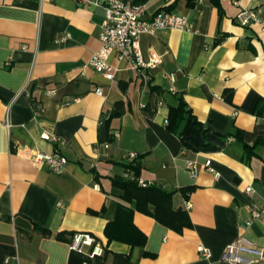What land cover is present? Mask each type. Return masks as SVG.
I'll use <instances>...</instances> for the list:
<instances>
[{
  "label": "crops",
  "instance_id": "1",
  "mask_svg": "<svg viewBox=\"0 0 264 264\" xmlns=\"http://www.w3.org/2000/svg\"><path fill=\"white\" fill-rule=\"evenodd\" d=\"M131 1L145 6L144 19L167 7L191 30L141 34L142 63L156 55L159 64L139 71L112 54L108 81L89 64L101 46V7L0 0V264H220L240 237L238 264H264V118L254 115L264 100V0ZM245 9L257 19L241 26L236 16ZM180 101L184 117L173 130L169 110ZM118 102L126 112L110 120L113 141L104 149L101 118ZM37 153L68 163L53 174L34 162ZM207 160L218 178L203 168ZM186 161L198 165L195 178ZM130 163H139L140 185L173 193L172 208L187 213L189 227L177 233L122 199L110 177ZM118 205L132 210L143 245L107 240ZM253 208L261 216L243 228ZM76 232L95 237L103 256L73 254Z\"/></svg>",
  "mask_w": 264,
  "mask_h": 264
},
{
  "label": "built area",
  "instance_id": "2",
  "mask_svg": "<svg viewBox=\"0 0 264 264\" xmlns=\"http://www.w3.org/2000/svg\"><path fill=\"white\" fill-rule=\"evenodd\" d=\"M78 1L83 4L101 7L104 10V20L99 36L101 46L97 52L93 53L89 64L97 73L101 74L108 81L114 79V69L108 63V59L112 54H116L118 59L126 60L133 69L139 71H143L145 68L154 69L159 64L160 61L156 55L152 56L148 64L142 63L138 44V39L141 34L155 33L159 30H191V25L186 17L175 15L165 9H160L149 19H144L145 6L131 0ZM232 1L234 3L237 2V0ZM256 19V13L248 9L240 11L236 16V20L241 26H247ZM66 37L67 35L62 36L57 39L56 42H64ZM142 77L144 82H149L150 78L146 73H144ZM166 78L172 82L174 81V76L171 74L166 75ZM95 93L101 95L102 89L99 87L96 88ZM107 119H109V113H104L101 118V123ZM5 125L7 128L9 127L8 119H6ZM98 146L108 149L109 143L99 144ZM129 158L131 161H135L138 157L135 153H131L129 154ZM33 160L36 164L46 167L48 171L53 174H60L68 163L67 159L58 153L50 155L37 153ZM203 168L213 174L215 178H218L219 174L211 167L210 160L205 161ZM185 169L192 178L197 176L199 170L198 165L191 161H186ZM124 178L133 180V173L126 170ZM246 192L251 193L252 189L247 187ZM59 205H61V203H59ZM260 216L261 212L253 208L250 211L249 219L245 221L242 227H249L252 222L260 218ZM243 243L244 239L240 237L235 242L227 245L221 255L220 264L240 263L243 260L241 255H239V253L244 250ZM68 245L71 252L84 255L88 259L99 258L104 254V248L90 233H74ZM197 250L202 257H209L208 249L198 247Z\"/></svg>",
  "mask_w": 264,
  "mask_h": 264
},
{
  "label": "trees",
  "instance_id": "3",
  "mask_svg": "<svg viewBox=\"0 0 264 264\" xmlns=\"http://www.w3.org/2000/svg\"><path fill=\"white\" fill-rule=\"evenodd\" d=\"M217 3V0H213ZM164 9H167L165 7ZM183 106L182 101L179 102L175 108L169 110V126L174 130L177 125L183 120ZM126 112L124 104L118 102L114 105V109L109 112V119L103 121L98 130L99 143H111L113 141L112 135L109 133L110 120L114 117H120ZM254 115L258 118H264V100L258 102L255 107ZM244 153L248 156L253 154V147L243 146ZM124 173L126 170L133 172L134 179L124 178L123 176L110 177L112 185L122 190V199L126 202L135 201L136 210L152 217L163 226L181 233L184 228L190 226V220L184 211L173 210L172 208V192H167L154 185H140L138 182L140 166L139 163L124 165ZM153 210H150L149 207ZM132 210L118 205L115 218L108 223L104 229V234L108 241L118 240L127 242L131 245H143L145 236L141 234L132 224ZM61 239V236L58 235ZM74 254V253H73ZM80 256L79 254H76ZM95 260L98 257L94 258ZM72 260V257L70 261ZM87 259L81 258L78 260L79 264ZM103 264V263H96Z\"/></svg>",
  "mask_w": 264,
  "mask_h": 264
}]
</instances>
